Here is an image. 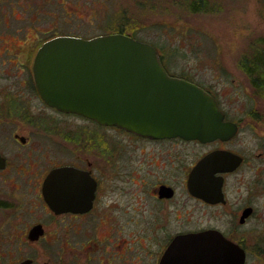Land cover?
Returning <instances> with one entry per match:
<instances>
[{
	"label": "rangeland",
	"instance_id": "1",
	"mask_svg": "<svg viewBox=\"0 0 264 264\" xmlns=\"http://www.w3.org/2000/svg\"><path fill=\"white\" fill-rule=\"evenodd\" d=\"M119 31L156 47L172 74L189 76L213 91L226 118L239 128L228 145L235 146L252 163L251 171L243 168L245 179L252 176L255 186H261L264 181L261 168L264 87L252 83L256 71L249 75L245 70V64L252 66V63H249L251 59L245 60L244 55L264 47L257 44L259 39H264V0H0V95L8 94L17 102L22 100V105L37 116L50 113L48 121L70 127L76 124L78 137H82L91 130L89 120L59 117L61 115L45 107L35 94L30 84L33 53L41 41L57 34L90 37ZM5 101L6 95L0 96L1 108ZM51 124L47 122L38 127L15 122L0 127L2 153L11 159L22 156L25 170V165L35 161L31 171L46 157L56 161L51 155L57 153L59 141L64 137L59 130L51 129ZM15 132L30 138L27 146L13 139ZM110 135L111 144L122 137L113 130ZM82 148L80 144L79 154L89 155L88 149ZM92 154L97 163L94 173L100 179L106 178L103 173L106 169L102 166L109 163L97 159L95 151ZM109 169H112L111 163ZM23 174L11 173L16 176L9 177L0 173V201L6 202L8 196L14 206V209L6 208L4 213L0 210V264L24 258L31 259V264H100L82 257L76 261V247H79L76 242L87 239L89 226L85 224L82 231L76 233L67 223L69 231L64 233L55 217L46 214L41 199L36 201L32 189L27 188L22 177H17ZM244 189L243 186L242 191ZM263 200L264 195L256 197L255 219L236 230V236L244 242L242 245L246 243L247 251L251 249L246 251L245 264H264V252L260 248L251 255L255 240L246 241L252 228L255 238L264 234ZM36 224L43 227L45 235L31 239L28 234ZM99 236L101 238V234ZM259 243L263 246V242ZM137 260L140 264H151L154 257ZM133 262L136 260L119 264Z\"/></svg>",
	"mask_w": 264,
	"mask_h": 264
},
{
	"label": "flooded vegetation",
	"instance_id": "2",
	"mask_svg": "<svg viewBox=\"0 0 264 264\" xmlns=\"http://www.w3.org/2000/svg\"><path fill=\"white\" fill-rule=\"evenodd\" d=\"M160 60L166 71L174 75L167 69L161 56ZM178 76L194 81L189 76ZM30 84L45 107L61 115L59 117L76 116L89 120L92 123L91 130L78 137L76 124L74 128L73 124L70 127L64 123L48 121L50 113L44 117L37 116L33 110L22 105V100L17 102L10 95L1 94L0 96L6 95L7 101L0 107V127L15 122L42 127L51 122L50 128L59 130L64 138L59 141L57 153L51 155L56 161L46 157L44 161L39 160L36 170L32 171L30 169L35 161L25 165V170L22 167L25 162L22 156H12L11 159L0 148V156L4 159L0 173L10 177L11 173L23 172V176L17 177H22L27 188L32 189L36 201L41 199L46 214L55 217L64 233L69 231L67 223L76 233L82 231L85 224L89 226L87 239L76 242L79 246L76 247V261L82 257L86 261H98L100 264H119L130 260H136L133 264H140L141 261L137 258L154 257L151 264H159L161 256L177 234L206 229L218 230L227 239L241 246L246 255L247 245H242L244 242L236 236V230L255 219V199L264 195V181L261 186H255L252 176L245 179L243 168L251 171L252 163L235 146L228 145L238 130L229 139L217 138L206 142L181 137H145L117 126L100 124L76 113L60 111L41 98L33 73L30 74ZM202 87L214 96L220 107L213 91ZM224 119L228 120L225 113ZM111 130L122 135L113 144L110 143ZM13 139L27 146L30 138L15 132ZM80 144L82 149H88L89 155L82 157L79 154ZM117 150L119 154H113ZM93 151L97 159L109 163L108 166H102L106 169L104 171L102 168L106 178L100 179L94 173L97 163ZM211 152L218 153V164L225 170L213 173L220 187L216 186L217 194L213 200H207L189 188L188 180L198 161ZM262 155L261 168L264 171V154ZM26 156L29 157V154ZM224 158L228 159L227 162ZM228 166L231 167L227 168ZM63 167L75 168L79 170L76 171L78 174L72 177L64 174L60 180L57 179L56 187L48 189L45 196L43 185L48 173L53 168ZM81 174L82 177H79ZM48 200L55 203L56 211ZM262 203L264 206V200ZM0 205L1 213L6 208L14 209L8 196L6 202L0 201ZM262 219L264 220V215ZM44 231L40 237L45 235ZM253 232L254 228L246 240H255L251 255L256 253L257 248L264 252V234L255 238ZM259 242H263V246Z\"/></svg>",
	"mask_w": 264,
	"mask_h": 264
},
{
	"label": "water",
	"instance_id": "3",
	"mask_svg": "<svg viewBox=\"0 0 264 264\" xmlns=\"http://www.w3.org/2000/svg\"><path fill=\"white\" fill-rule=\"evenodd\" d=\"M31 69L36 89L48 105L100 124L145 137L203 142L229 139L238 130L235 122L224 119L210 92L194 81L169 74L153 45L123 32L92 37L55 35L37 48ZM219 159L217 152L205 155L188 180L189 188L207 200H213L216 186L220 187L213 173L225 170ZM3 164L0 156V167ZM76 171L70 167L50 170L43 185L45 196L56 187L57 179L64 174L72 177ZM48 202L55 210V203ZM42 234L43 227L36 224L28 237L36 239ZM245 258L237 243L216 229H206L177 234L159 264H244ZM31 261L24 258L9 264Z\"/></svg>",
	"mask_w": 264,
	"mask_h": 264
},
{
	"label": "trees",
	"instance_id": "4",
	"mask_svg": "<svg viewBox=\"0 0 264 264\" xmlns=\"http://www.w3.org/2000/svg\"><path fill=\"white\" fill-rule=\"evenodd\" d=\"M197 8L199 9L200 6H198ZM257 40L258 39H256V41ZM257 44L264 45V39H259V42H257ZM259 48L260 49L255 48L253 52L244 55L245 60L250 61L251 59L249 63H252V66L247 65L246 63L245 70L249 73V75L253 74L254 71H256L252 83L254 84V86L264 87V47Z\"/></svg>",
	"mask_w": 264,
	"mask_h": 264
}]
</instances>
